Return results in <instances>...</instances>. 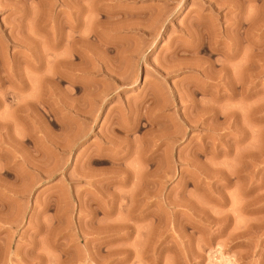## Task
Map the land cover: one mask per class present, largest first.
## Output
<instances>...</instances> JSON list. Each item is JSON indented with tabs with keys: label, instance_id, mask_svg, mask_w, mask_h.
Instances as JSON below:
<instances>
[{
	"label": "rangeland",
	"instance_id": "374dc122",
	"mask_svg": "<svg viewBox=\"0 0 264 264\" xmlns=\"http://www.w3.org/2000/svg\"><path fill=\"white\" fill-rule=\"evenodd\" d=\"M18 1L0 0V264H264V0H49L87 10L58 84Z\"/></svg>",
	"mask_w": 264,
	"mask_h": 264
},
{
	"label": "bare ground",
	"instance_id": "6f19581e",
	"mask_svg": "<svg viewBox=\"0 0 264 264\" xmlns=\"http://www.w3.org/2000/svg\"><path fill=\"white\" fill-rule=\"evenodd\" d=\"M21 1V0H20ZM20 1H18L17 3H16V6L12 9L13 10V12L12 13H16L17 11L19 12V14L20 15H18L17 16V18H18V20L20 19V21L17 23L18 25H19V32L20 33H23V35L25 36V38L27 37V38H29L30 40H31V46L29 47L30 49H31V52L32 51H34V50H36V48L38 47V50H39V48H40V52H41V54H40V58L37 60L36 59V57L37 56H35V58L33 57L32 59H34V60H31V68H32V70L33 71H38L37 73L39 74V77L41 76V78H44V79H47V80H51L52 79V82H51V84L55 81H53V78H56L57 80H58V82H56L57 84L59 83V82H62L65 78V76H64V73H66V66L68 65V64H70L69 62H71L72 63V61H68V58L69 57H64V55L65 54H67V53H69V54H71V56H74L75 58H79V57H81V56H79L80 55V53H81V51H83V49H84V46H83V44H85L84 42H87L86 43V45L88 44V43H90L89 41H88V39L85 37V35L84 34H86V33H84L83 34V30H82V28H83V21H82V15L84 14V12H85V8L83 7V6H81L80 4L78 5L77 4V1H82V0H77L76 2H74V3H70V4H64L63 5V9H61V10H54V11H52L51 10V7L48 9V10H50L47 14L45 13V12H47L43 7H45L46 6V3L49 1V0H26L27 1V4H25L27 7H29L30 8V16H27V13H26V10H24L22 7H23V5H22V3L20 4L21 6H19V2ZM25 1V0H24ZM51 1V0H50ZM88 1V0H87ZM96 1L97 0H91V2H93V4H95L96 3ZM111 1V0H110ZM242 1H248L249 3L250 2H252V3H257L258 1H260V0H240V2H242ZM16 2V1H15ZM65 1H63V3H64ZM208 2V1H207ZM245 2V3H246ZM247 2V3H248ZM54 3V2H53ZM66 3V2H65ZM68 3V2H67ZM89 3V2H88ZM243 3V2H242ZM12 4V3H11ZM15 4V3H14ZM48 4V3H47ZM49 4H51V2H49ZM48 4V5H49ZM55 4V3H54ZM89 4H91V3H89ZM92 4V5H93ZM18 5V6H17ZM91 5V6H92ZM234 5V4H233ZM243 5V4H242ZM255 5V4H254ZM11 6V5H10ZM50 6V5H49ZM213 6V5H212ZM234 6H236V5H234ZM7 7H9V6H7ZM54 7V6H53ZM89 7V6H88ZM92 7H95L94 5L92 6ZM91 7V8H92ZM216 7V6H215ZM258 7H260V6H258ZM28 8V9H29ZM42 8H43V10H45L44 12H43V10H42ZM46 8V7H45ZM86 8H87V6H86ZM90 8V7H89ZM264 8V7H263ZM3 9H5L4 7H3ZM10 9V8H9ZM27 9V8H26ZM252 9V8H251ZM257 9V8H256ZM36 10V11H35ZM41 10V11H40ZM92 10V9H91ZM97 10V9H96ZM95 10V11H96ZM127 10V9H126ZM87 11V10H86ZM17 12V13H18ZM89 12H91L90 10L88 11V15L90 14V17H91V15H92V13H93V10H92V12L91 13H89ZM100 12V11H99ZM158 12V11H157ZM238 12V11H237ZM241 12V11H240ZM239 12V13H240ZM254 12V11H253ZM45 15H44V14ZM61 13H66L68 16H67V18H61L60 17V14ZM86 13V12H85ZM98 13V12H97ZM137 13V12H136ZM95 14V13H94ZM93 14V15H94ZM238 14V13H237ZM96 15H98V14H96ZM156 15V14H155ZM159 15V14H158ZM160 16V15H159ZM66 17V16H65ZM93 17V16H92ZM91 17V18H92ZM97 17V16H96ZM112 17V16H111ZM119 17V16H118ZM140 17V16H139ZM252 17L254 18L255 17V15L253 16L252 15ZM90 18V19H91ZM95 18V17H94ZM115 18V17H114ZM153 18H155V16L153 17ZM119 19V18H118ZM159 19H161V18H159ZM15 20V19H14ZM97 20V19H96ZM106 20H108V19H106ZM140 19H138V21H139ZM155 20H158V18H155ZM197 20H199V19H197ZM202 20V19H201ZM241 20V19H240ZM244 20V19H243ZM17 21V20H16ZM30 22V24H31V28H30V26H29V28L31 29H25V27L23 26V25H21L23 22L25 23V22ZM152 21H153V23H154V20L152 19ZM160 21V20H159ZM251 21V20H250ZM89 22H91V21H89ZM111 22V21H110ZM113 22V21H112ZM111 22V23H112ZM156 22V21H155ZM238 22V21H237ZM237 22L235 23L237 26H236V28L238 27V25H240V23L241 22H238L239 24H237ZM246 22V21H245ZM248 22H249V20H248ZM256 21L254 20V22H249V24L251 23V25L254 27L255 25L254 24H252V23H255ZM98 23V22H97ZM150 23H152V22H150ZM149 23V27H151V26H153V24H150ZM158 23V22H157ZM156 23V24H157ZM17 24H16V26H17ZM99 24V23H98ZM101 24V23H100ZM110 24V23H109ZM115 24V23H114ZM113 24V25H114ZM199 24H201V23H199ZM25 25V24H24ZM96 21L94 22V20H93V22H92V28L89 30V33H90V31L92 30V36L91 37H93L94 38V40H100L101 41V39H102V37H100V36H98V31L99 30H97V32H96ZM102 25V24H101ZM111 25V28H109V29H112V24H110ZM151 25V26H150ZM159 25V24H158ZM117 26H118V24H117ZM116 26V27H117ZM251 26V27H252ZM49 28V30L47 31V30H44L45 28ZM129 27V26H128ZM252 27V29H254ZM90 28V27H89ZM115 28V27H114ZM124 28V27H123ZM126 28V27H125ZM155 28H156V26H155ZM235 28V29H236ZM239 28V27H238ZM117 29H120V28H117ZM256 29V28H255ZM123 30V29H122ZM137 32H138V34H140L141 35V38H142V36L143 35H145L147 32H145L144 31V27H142L141 25H139L138 27H137ZM162 30V32H163V29H160V31ZM102 31V30H101ZM106 31H107V29H106ZM105 31V32H106ZM112 31V30H111ZM110 31V32H111ZM257 31V30H256ZM42 32H44V33H46L47 34V40L44 42V43H42V42H40L39 41V37L37 38V33H38V35H39V33L40 34H42ZM104 32V33H105ZM108 32V31H107ZM110 32H109V34H110ZM115 32V31H114ZM150 32V31H149ZM148 32V33H149ZM153 32H154V30H153ZM155 32H156V29H155ZM205 32V31H204ZM207 32V31H206ZM237 32V31H236ZM100 33V32H99ZM103 33V34H104ZM112 33H113V31H112ZM147 33V34H148ZM164 33V32H163ZM107 34V33H106ZM152 34V33H151ZM150 34V35H151ZM154 34V33H153ZM161 34V33H160ZM22 35V34H21ZM89 35V34H88ZM101 36H102V34H101ZM103 36H105V35H103ZM203 36V35H202ZM161 37V36H160ZM24 38V37H23ZM101 38V39H100ZM106 38H107V35H106ZM201 38V37H200ZM203 38V37H202ZM22 39V38H21ZM29 39H27V40H29ZM41 39V38H40ZM46 39V38H45ZM86 39V40H85ZM204 39V38H203ZM203 39H201V40H203ZM18 40V39H17ZM16 40V41H17ZM29 40V41H30ZM85 40V41H84ZM91 40H93V39H91ZM195 40V39H194ZM21 41V40H20ZM99 41V42H100ZM103 41V40H102ZM102 41H101V43H102ZM139 41V40H138ZM141 41V40H140ZM205 41V40H204ZM216 41V40H215ZM94 42V41H93ZM28 44H30L29 42H27ZM26 43V46H25V48L27 49L28 48V44ZM97 43H98V41H97ZM105 43V42H104ZM193 43V42H192ZM197 43V42H196ZM195 43V44H196ZM202 41H198V43L195 45L194 43H193V45H195L196 47H194V49H191L192 51H197V52H199V51H202L203 50V47H204V45H202ZM206 43V42H205ZM21 44H22V42H21ZM92 44V43H91ZM95 44V43H94ZM206 44H208V43H206ZM20 45V44H19ZM141 45V44H140ZM189 45V44H188ZM98 46V45H97ZM138 46V45H137ZM264 46V45H263ZM141 47V46H140ZM192 47V46H191ZM209 47V46H208ZM252 47L253 48H255L256 46H255V44H252ZM91 48H93L92 46H91ZM126 48V47H125ZM136 48V47H135ZM29 49V50H30ZM134 49V48H133ZM204 49H205V47H204ZM91 49H89V51H90ZM135 50V49H134ZM211 50H213V49H211ZM253 50V49H252ZM88 51V50H87ZM205 51V50H204ZM214 51V50H213ZM35 52H37V51H35ZM34 52V53H35ZM39 52V53H40ZM193 52V53H194ZM210 52H212V51H210ZM38 53V52H37ZM134 53V52H133ZM187 53V52H186ZM33 54V53H32ZM35 55V54H34ZM49 58V56H50V61H49V59L48 58H46V56ZM68 55V54H67ZM83 55V54H82ZM45 56V57H44ZM70 56V55H69ZM74 57H73V59H74ZM90 57V56H89ZM189 57V56H188ZM44 58H46V61H45V63H44V67L42 66L43 64L41 63V61L42 60H45ZM81 59V58H80ZM79 59V60H80ZM203 59V58H202ZM205 61H206V59H204ZM204 60H203V62H204ZM209 61V60H208ZM214 61H216V60H214ZM48 62V63H47ZM81 62V61H80ZM92 62V61H91ZM184 62V61H183ZM182 62V63H183ZM218 62V61H217ZM216 62V63H217ZM222 62V61H221ZM79 63V62H78ZM82 63V62H81ZM81 63H79V65L81 64ZM185 63V62H184ZM251 63V65H249L248 66V68H249V70H250V72H252L250 75H249V78H250V80L251 79H254V74H253V71H254V67H255V65H254V63L252 64V62H250ZM50 66V68L49 69H51L52 70V72L46 67V66H48V65ZM77 64V63H76ZM179 64V63H178ZM201 64V63H200ZM206 64V63H205ZM220 64H222V63H220ZM187 65V64H186ZM197 65V64H196ZM210 65H211V63H210ZM210 65H208V67L210 66ZM76 65H74L73 64V69H74V67H75ZM176 66V65H175ZM174 66V67H175ZM179 66V65H178ZM182 66V65H181ZM181 66H179V67H181ZM220 66H222L223 68H224V66L223 65H220ZM68 67H69V65H68ZM80 67V66H79ZM189 67H191V66H189ZM188 67V68H189ZM225 67H227V66H225ZM48 69V73H49V71H50V73L48 74L47 72H46V70L45 69ZM177 68V67H176ZM186 68V67H185ZM192 68V67H191ZM198 68V67H197ZM196 68V69H197ZM201 68V67H200ZM199 68V69H200ZM220 68V67H219ZM223 68H220V70L218 69V71L220 72H222L223 70H221V69H223ZM68 69V68H67ZM157 69V68H156ZM180 69V68H179ZM195 69V68H194ZM204 67H203V71H204ZM227 69V68H226ZM64 70H66L65 72H64ZM76 70V69H75ZM182 70V69H181ZM189 70V69H188ZM202 70V69H201ZM209 70V69H208ZM207 70V71H208ZM70 72L72 71V70H69ZM158 71V70H157ZM176 71V70H175ZM202 71V72H203ZM205 71H206V69H205ZM159 72V71H158ZM200 73V72H199ZM218 73V72H217ZM223 74H224V72H223ZM222 74V75H223ZM202 75V74H201ZM209 75V74H208ZM219 75V74H218ZM205 76V77H204ZM204 78H206V74L204 73ZM210 76V75H209ZM38 77V78H39ZM219 77V76H218ZM222 77V76H221ZM226 77V76H225ZM228 77V76H227ZM235 77V76H234ZM38 78H36L37 80H38ZM41 78H39V79H41ZM208 78V77H207ZM206 78V79H207ZM220 78V77H219ZM219 78H216V79H219ZM229 78H230V75H229ZM228 78V79H229ZM236 78V77H235ZM233 79V77H231V79L230 80H232L231 81V83H229L230 82V80H228L227 78V80L229 81V82H226L225 83V81L226 80H224V83L225 84H227V83H229L230 84V88H228V90L230 91L229 92V94H227V98L228 99H230V100H232L233 101V99H236L237 98V96H239V94H236V88H237V86L238 85H240L241 83H239L238 82V80L239 79ZM0 79H1V77H0ZM44 79H42V80H44ZM210 79V78H209ZM225 79V78H224ZM256 79V78H255ZM42 80H41V82H42ZM222 80V79H221ZM211 81V80H210ZM252 81V80H251ZM251 81H250V83H251ZM1 82H2V79H1ZM1 82H0V84H1ZM44 83H45V81H43ZM42 82V83H43ZM48 82V81H47ZM118 82V81H117ZM218 82H219V80H218ZM252 82H254V80L252 81ZM56 83L54 84V85H56ZM249 83V84H250ZM202 84V83H201ZM218 84V83H217ZM216 84V85H217ZM228 84V85H229ZM41 85V84H40ZM215 85V86H216ZM42 86H43V84H42ZM50 87H51V85H49ZM226 86V85H225ZM251 86H253V84L251 85ZM54 87V86H53ZM56 87V86H55ZM216 87H218V86H216ZM221 87V86H220ZM227 87V86H226ZM44 88V87H43ZM200 88V87H199ZM197 89V88H196ZM52 90V89H51ZM55 90H56V88H55ZM200 90V89H199ZM227 90V89H226ZM200 92H202L203 93V91H201L200 90ZM52 93L54 94V90L52 91ZM58 93H59V91H58ZM201 93V94H202ZM51 94V93H50ZM50 94H48V95H50ZM52 94V99H53V97H54V95ZM56 94V93H55ZM182 94V93H181ZM192 94V93H191ZM58 95H60V94H58ZM156 95H158V94H156ZM178 95H180V94H178ZM193 95V94H192ZM56 96H57V94H56ZM55 96V97H56ZM61 96V95H60ZM159 96V95H158ZM50 97H51V95H50ZM54 97V98H55ZM145 97V96H144ZM192 97V96H191ZM60 99H61V97H59ZM51 99V100H52ZM57 99V98H56ZM144 99V98H143ZM32 100V99H31ZM54 100V99H53ZM58 100V99H57ZM179 100H180V97H179ZM237 100V99H236ZM59 101V100H58ZM63 101V100H62ZM72 101V100H71ZM75 101V100H74ZM229 101V100H228ZM31 102V101H30ZM54 102V101H53ZM59 102H61V101H59ZM58 102V103H59ZM91 102V101H90ZM140 102V101H139ZM51 103V102H50ZM55 103H57V102H55ZM100 103V102H99ZM141 103V102H140ZM75 104V103H74ZM159 104V103H158ZM56 105V104H55ZM160 105V104H159ZM204 105V104H203ZM54 106V105H53ZM17 107V106H16ZM19 107V106H18ZM70 107H71V105H70ZM156 107V106H155ZM154 107V108H155ZM20 108V107H19ZM72 108V107H71ZM153 108V109H154ZM205 108V107H204ZM13 109V108H12ZM50 109H52V108H50ZM73 109V108H72ZM15 110H18L17 108L15 109ZM22 110V109H21ZM77 110V109H76ZM92 111H93V109H91ZM20 111V110H19ZM25 111V110H24ZM53 111V110H52ZM90 111V110H89ZM16 112H18V111H16ZM61 112V111H60ZM77 112V111H76ZM157 112V111H156ZM14 113H15V111H14ZM13 113V114H14ZM229 113V112H228ZM55 115H57V114H55ZM234 117V114L233 113H229V114H227L226 116H224V120H225V122H226V124H227V126H231L232 127V125L233 124H235V122L236 121H234L235 120V118H233ZM137 118H138V116H137ZM237 118V117H236ZM137 121H138V119H137ZM56 122V121H55ZM58 122V121H57ZM133 127V126H132ZM234 127V126H233ZM236 127V126H235ZM134 129V128H133ZM128 132V131H127ZM125 133V132H124ZM106 137V136H105ZM106 139V138H105ZM107 140V139H106ZM101 142V141H100ZM109 143H110V141H109ZM110 146L112 145V144H109ZM119 146V145H118ZM108 149H109V147H107ZM117 148V147H116ZM111 150V149H110ZM115 151V150H114ZM127 153H128V151H127ZM126 154V153H125ZM129 154V153H128ZM142 155V154H141ZM124 156V155H123ZM126 156V155H125ZM125 156H124V158H125ZM127 157H129V156H127ZM143 157V156H142ZM140 159V158H139ZM123 160V159H122ZM117 162V161H116Z\"/></svg>",
	"mask_w": 264,
	"mask_h": 264
}]
</instances>
